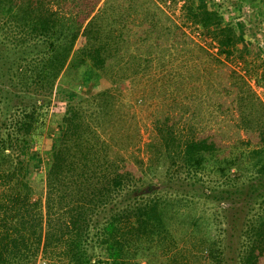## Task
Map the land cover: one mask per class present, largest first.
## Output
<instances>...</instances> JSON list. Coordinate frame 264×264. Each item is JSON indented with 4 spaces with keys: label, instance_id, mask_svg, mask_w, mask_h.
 Instances as JSON below:
<instances>
[{
    "label": "trees",
    "instance_id": "16d2710c",
    "mask_svg": "<svg viewBox=\"0 0 264 264\" xmlns=\"http://www.w3.org/2000/svg\"><path fill=\"white\" fill-rule=\"evenodd\" d=\"M138 2L153 4L0 0V264H194L172 229L177 206L203 198L227 205L235 189L245 203L242 219L230 214L232 205L192 218L201 255L209 264H264V103L249 85L246 90L236 81L224 90L233 96L246 138L248 150L238 153L218 131L192 127L183 138L175 122H164L156 125L163 162L136 168L115 156L94 126L113 105L110 75L118 82L153 62L150 53L139 54L142 63L121 74L116 66L139 59L134 49L168 44L189 53L194 45L151 7L140 16ZM247 2L264 8V0ZM185 9L189 22L210 30L220 54L233 53L245 25L241 13L234 26L208 0H188ZM162 28L168 31L153 41L150 33ZM68 72L81 90L95 94L62 84ZM50 107L52 114L62 112L64 131L52 138L43 190L34 197L32 148ZM157 172L158 180L177 188H155Z\"/></svg>",
    "mask_w": 264,
    "mask_h": 264
},
{
    "label": "rangeland",
    "instance_id": "374dc122",
    "mask_svg": "<svg viewBox=\"0 0 264 264\" xmlns=\"http://www.w3.org/2000/svg\"><path fill=\"white\" fill-rule=\"evenodd\" d=\"M139 1L143 2V0ZM152 1L153 4L149 6L145 3L139 5L138 2V9L141 11L139 15L143 16V13L148 12V8L151 7L150 12L154 11V14L155 11L158 12L167 20V24H175L184 29L192 38L194 45L189 53L181 48H171L168 44L158 47L142 45L136 48L137 50L134 49L133 54L139 58L136 62L123 61L116 66V69H120L119 72L125 76L130 74L134 65L142 63L139 54L150 53L154 59L147 67L143 63L144 68H147L146 71H140L133 77L128 75L115 82L113 80L116 77L110 75L111 84L108 89L113 97V105L108 117L99 122L95 121L96 125H94L102 139L112 148L115 156L126 159L136 168H147L151 163L160 165L163 162L164 158L160 152L164 147L161 145L156 125L159 126L164 122L168 127L175 122L174 131L179 137L184 138L190 135L189 129L191 130L192 127L197 128L198 131H218L226 142L231 144L230 148L234 152L248 150L243 145V140L246 139L244 132L237 127L239 113L235 111L233 96L229 94V91L224 90L237 81L240 85H244L246 90V85H249L255 92V97L264 103L263 6L262 8L257 6L259 2L252 6L247 0H208L211 7H220L225 20L234 26L238 13L243 15L242 20L245 21L244 29L241 31V41L236 44L231 55H226L219 53L210 30L200 29L189 22L188 12L185 9L188 0H185V6L184 4L180 6V0ZM167 31L168 28H162L156 34L150 33V36L155 41ZM128 58L129 56L126 57ZM62 80L66 81L62 83L66 86L75 84L74 88L83 96L95 94V91L91 89L81 90L74 73L62 74ZM53 98L55 102L58 101L57 96ZM256 108L252 110L258 114L259 107ZM61 116L62 112L52 114L51 108L44 123H41L43 129L37 133L36 142L32 148L37 154V159L29 165L33 172L30 179L34 197H38L43 190L42 179L50 162L52 138L63 134V126L59 125ZM26 155L29 160L31 156L33 157L29 153ZM157 174L152 177L155 188L160 184L163 186L165 184L170 191L177 188L173 182L158 180L160 173ZM213 177L216 178V176ZM236 191L235 189V200L230 199L228 202L231 204L226 205L222 201L219 203V200L215 199L207 201L203 198L188 202V206H177L179 212L173 216L172 229L179 240L180 247L194 264H209V260L201 255L199 236L198 233H193L191 225L192 218L211 217L216 211L232 205L234 207L232 210L229 208L230 214L238 212L242 219L245 203L241 193ZM221 205H223L222 208ZM200 223L198 227L203 230L206 222L202 219ZM164 260L161 258V262Z\"/></svg>",
    "mask_w": 264,
    "mask_h": 264
},
{
    "label": "built area",
    "instance_id": "2783aa9c",
    "mask_svg": "<svg viewBox=\"0 0 264 264\" xmlns=\"http://www.w3.org/2000/svg\"><path fill=\"white\" fill-rule=\"evenodd\" d=\"M219 1V0H218ZM180 6H182L185 3V0H180Z\"/></svg>",
    "mask_w": 264,
    "mask_h": 264
}]
</instances>
